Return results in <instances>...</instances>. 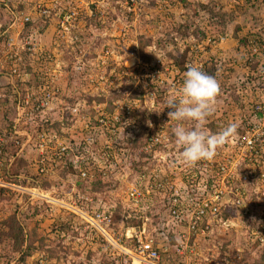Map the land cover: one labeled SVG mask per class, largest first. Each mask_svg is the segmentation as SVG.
<instances>
[{
	"label": "rangeland",
	"instance_id": "374dc122",
	"mask_svg": "<svg viewBox=\"0 0 264 264\" xmlns=\"http://www.w3.org/2000/svg\"><path fill=\"white\" fill-rule=\"evenodd\" d=\"M190 64L219 84L204 127L237 125L191 166L164 107ZM256 105L264 0H0V171L36 176L0 174V264H142L140 240L157 264H264V136L241 140Z\"/></svg>",
	"mask_w": 264,
	"mask_h": 264
},
{
	"label": "clouds",
	"instance_id": "9594fccd",
	"mask_svg": "<svg viewBox=\"0 0 264 264\" xmlns=\"http://www.w3.org/2000/svg\"><path fill=\"white\" fill-rule=\"evenodd\" d=\"M183 83L170 98L164 101V107L172 109L168 115L177 123L171 132L177 146L182 148L181 157L188 165L216 155L218 147L236 133V123H229L215 134L204 127L206 119L212 115L215 97L219 91L217 80L201 70L199 65H186ZM185 121L194 122L191 128L185 127Z\"/></svg>",
	"mask_w": 264,
	"mask_h": 264
},
{
	"label": "built area",
	"instance_id": "2783aa9c",
	"mask_svg": "<svg viewBox=\"0 0 264 264\" xmlns=\"http://www.w3.org/2000/svg\"><path fill=\"white\" fill-rule=\"evenodd\" d=\"M33 114V112L31 113ZM32 117V116H31ZM247 126L249 129L247 130V134L244 138H242V143L244 144L245 147L248 148H254L255 146H259L262 144L261 139L264 136V105H256L253 107L250 113V119L247 121ZM59 153L61 155H64L65 152H70L71 146H66V145H60L58 147ZM75 165L77 164V161L73 162ZM223 164V163H222ZM220 164L219 170L220 172H224V168L222 167L223 165ZM83 173V172H82ZM84 174V173H83ZM212 181V180H211ZM213 183V186L216 184L214 181L211 182ZM7 185L4 183V181L1 180L0 178V188L6 187ZM217 187V185H216ZM220 193V192H219ZM220 197V194L218 195ZM195 205H201L202 206H197L198 210L196 213H193L192 216L190 217L189 223H191V227L194 228V226L197 224V222L202 220V217L204 216L205 211L210 208H212L211 205V200L210 199H204L202 202H195ZM213 209L216 211L217 208L213 207ZM175 212V211H174ZM182 219L179 218L178 221H181ZM140 238V235L138 236ZM139 254H140V263L142 264H157L158 259H159V254L156 250V248L153 247L152 240H147V241H141L140 240V249H139Z\"/></svg>",
	"mask_w": 264,
	"mask_h": 264
},
{
	"label": "trees",
	"instance_id": "16d2710c",
	"mask_svg": "<svg viewBox=\"0 0 264 264\" xmlns=\"http://www.w3.org/2000/svg\"><path fill=\"white\" fill-rule=\"evenodd\" d=\"M226 21V20H225ZM224 24V23H223ZM214 67H209L207 65H203V68H201L202 71H204L206 74L214 77ZM1 146V145H0ZM2 148V147H1ZM0 148V150H1ZM67 166L71 167L73 169V167H79V166H76L72 161H69V158H64ZM84 161V160H83ZM82 162V161H81ZM79 163V162H78ZM222 164V163H221ZM73 166V167H72ZM219 166V164H218ZM221 166V165H220ZM219 166V167H220ZM11 165L7 166L6 170L4 171V173L2 174L1 171H0V174H2L3 176L1 177H4L6 181L8 182H13V183H17V182H20L22 181L21 179H24V177H36L35 175L33 174H25L24 176L23 175H19L16 172L13 171L12 168H10ZM7 169H9V171H7ZM74 172L77 173V170L73 169ZM72 170V171H73ZM79 171V170H78ZM219 171V170H218ZM3 172V171H2ZM79 174H82V171L79 172ZM222 175V172L219 171V175L217 176V178H215V181H216V184L220 182V177ZM0 177V178H1ZM3 179V178H2ZM97 182V181H96ZM223 182V181H222ZM94 185H96V183L92 182ZM219 187V186H217ZM2 189V188H1ZM5 223L8 225V231L6 232L5 235H7L8 237H10L12 240H13V246L21 252V249H22V245L23 243L26 241L25 240V235L23 233V230L21 228V226L17 225V221H16V218H15V214L13 215H10ZM23 251V250H22ZM29 251L26 252V250L24 251V253H20V259H24L25 256L29 255Z\"/></svg>",
	"mask_w": 264,
	"mask_h": 264
}]
</instances>
